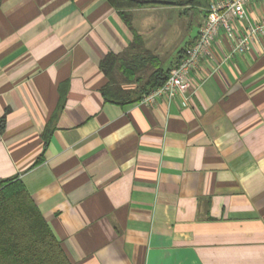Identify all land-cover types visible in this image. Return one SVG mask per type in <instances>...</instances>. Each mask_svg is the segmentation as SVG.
Here are the masks:
<instances>
[{"label":"crops","instance_id":"crops-1","mask_svg":"<svg viewBox=\"0 0 264 264\" xmlns=\"http://www.w3.org/2000/svg\"><path fill=\"white\" fill-rule=\"evenodd\" d=\"M171 7L128 11L166 71L202 24L174 51L153 18ZM246 10L242 29L264 0ZM133 41L108 0L1 1L0 181L23 182L72 264H264V42L232 55L220 30L188 95L108 102L101 63Z\"/></svg>","mask_w":264,"mask_h":264},{"label":"trees","instance_id":"trees-1","mask_svg":"<svg viewBox=\"0 0 264 264\" xmlns=\"http://www.w3.org/2000/svg\"><path fill=\"white\" fill-rule=\"evenodd\" d=\"M0 0V5H1ZM134 33V41L121 55L109 54L101 63L108 79L102 93L106 101L130 105L165 84L171 70L146 48L144 39L131 26L128 11L146 7L174 6L199 10L206 18L211 0H108ZM184 48L182 54L185 53ZM183 58V57H182ZM125 84H136L134 89ZM135 95L136 98L132 99ZM49 129V128H48ZM51 132L44 133L46 142ZM0 264H72L23 182L0 181Z\"/></svg>","mask_w":264,"mask_h":264},{"label":"built area","instance_id":"built-area-1","mask_svg":"<svg viewBox=\"0 0 264 264\" xmlns=\"http://www.w3.org/2000/svg\"><path fill=\"white\" fill-rule=\"evenodd\" d=\"M254 0H220L211 3L209 14L204 18L195 43L185 49L179 65L171 70L161 87L143 96V105L155 104L159 99L168 101L186 96L191 87V74L201 62L210 56L212 47L224 30L232 42V55H240L251 49L254 42H264V18L246 29L241 24L247 19V6Z\"/></svg>","mask_w":264,"mask_h":264},{"label":"rangeland","instance_id":"rangeland-1","mask_svg":"<svg viewBox=\"0 0 264 264\" xmlns=\"http://www.w3.org/2000/svg\"><path fill=\"white\" fill-rule=\"evenodd\" d=\"M153 18H164L168 22L170 32L168 46L174 51H178L185 46L186 42L196 34L198 26L204 19L199 10L174 6L166 12L153 15Z\"/></svg>","mask_w":264,"mask_h":264}]
</instances>
